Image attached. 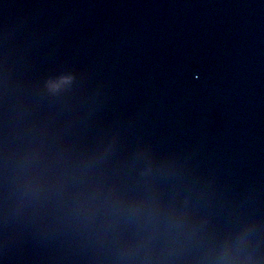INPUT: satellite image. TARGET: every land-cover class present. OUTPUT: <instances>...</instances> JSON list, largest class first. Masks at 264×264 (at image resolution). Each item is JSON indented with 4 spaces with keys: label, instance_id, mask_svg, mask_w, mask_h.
Returning <instances> with one entry per match:
<instances>
[{
    "label": "water",
    "instance_id": "95a60500",
    "mask_svg": "<svg viewBox=\"0 0 264 264\" xmlns=\"http://www.w3.org/2000/svg\"><path fill=\"white\" fill-rule=\"evenodd\" d=\"M0 264H264V0H0Z\"/></svg>",
    "mask_w": 264,
    "mask_h": 264
}]
</instances>
